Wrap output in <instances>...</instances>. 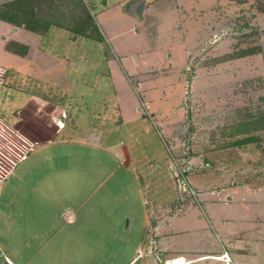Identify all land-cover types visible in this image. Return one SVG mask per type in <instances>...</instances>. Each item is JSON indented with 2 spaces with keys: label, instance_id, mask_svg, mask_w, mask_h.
<instances>
[{
  "label": "crops",
  "instance_id": "obj_1",
  "mask_svg": "<svg viewBox=\"0 0 264 264\" xmlns=\"http://www.w3.org/2000/svg\"><path fill=\"white\" fill-rule=\"evenodd\" d=\"M6 1L10 0H0V4ZM55 1L40 0V3L41 6L45 2L53 5ZM160 1L165 0H144L139 21ZM175 1L177 7H183L182 1ZM188 1L189 11H185L179 26L183 36L176 46L178 50L172 49L173 54L169 53L160 71L153 70L154 58L129 50L128 42L119 39L121 31L107 28L112 53V57L107 58L109 86L118 98L114 110L121 122L128 116H144L151 95L147 82L157 76L167 78L172 72L168 67L172 66L173 58L175 79L168 88L181 86V97L187 90L192 95L213 91L215 76L203 69L190 75L187 69L197 51L208 49L209 34L217 32L221 26L210 23V16L215 12L212 8L229 3V9L235 8L237 12L246 0ZM91 8L87 6L93 17ZM43 13L39 14L38 10L39 16L51 22L46 34L0 20V52L10 60L12 72H24L32 80H41L50 86L49 93H54L53 97L29 93L16 106L19 114L26 113V121L32 123V129L34 123L39 124L41 134L32 130L30 138L25 137L26 151L0 179V264H131L142 254L144 233L149 237L147 256L153 264L182 261L183 264H214L213 257L224 249L233 264H256V245L264 242L255 237L257 228L264 225V188H253L248 183L229 180L225 174H216L209 166V159L201 154L185 159L189 164L190 183L198 193L197 200L183 195L178 201L150 205L146 231L133 244L132 252L129 235L115 233L113 229L110 233L98 234L99 224L104 223L102 225L107 228L118 223L112 215L106 217L108 209L110 212L113 209L108 201L112 198L113 187L107 185L108 180L116 167L123 163L128 168L132 161L128 157L126 163L125 155L122 158L113 152L114 143L107 142L108 129L102 130L103 125L96 129L98 121L108 122L109 117L104 114L107 105L91 108L83 116L77 105H70L75 77L69 76L67 70L74 64V57L46 49L42 42L64 31L69 33V42L74 33L62 15L50 11ZM130 28L139 30L136 25ZM72 41L76 42V36ZM22 46L26 47L25 53L19 52ZM219 46L216 44L214 48ZM117 66L126 76V80L122 78L125 90L114 78L113 67ZM0 67L7 73L4 66ZM55 95L58 97L54 98ZM157 118L175 149L177 125L174 119H166L161 112ZM82 129L84 135L80 133ZM96 192L101 193L98 199L105 219L82 213ZM152 241L159 251L160 263L149 254Z\"/></svg>",
  "mask_w": 264,
  "mask_h": 264
},
{
  "label": "rangeland",
  "instance_id": "obj_2",
  "mask_svg": "<svg viewBox=\"0 0 264 264\" xmlns=\"http://www.w3.org/2000/svg\"><path fill=\"white\" fill-rule=\"evenodd\" d=\"M140 1L144 0H56L53 5L45 2L39 8V14L50 11L62 15L70 28L82 16V6L92 7V36L84 38L72 34L68 42L69 33H54L42 42V46L74 57V64L67 70L69 76L75 77L70 105H77L81 116L91 108L107 105L104 114L108 115V122L98 121L96 129L100 125L104 126L102 130L108 129L107 142L114 143V153L122 158L125 149L129 153L131 165L126 168L122 163L116 167L107 183L113 187L112 198L108 199L113 209L111 212L108 209L106 217L112 215L118 223L107 228L102 225L104 223L99 224L97 232L110 233L113 229L115 233L129 235L130 252L146 231L150 205L178 201L183 195L190 199L187 193L178 189L171 173L170 166L174 161L189 172L186 157L201 154L209 159V166L216 174H225L229 180L248 183L253 188H264V129L254 128L264 125V0H243V8L237 12L235 8L229 9V3L212 8L215 12L210 16V23L221 26L217 32L209 34L208 49L195 53L187 73L191 75L195 70L203 69L215 76L213 91L192 95L187 90L181 97V86L168 88L175 79L173 58L172 66L167 64L172 70L167 78L157 76L148 80L151 95L149 106L144 103L148 106L144 116H128L121 122L114 110L118 98L109 86L107 58L112 53L107 28L121 31L119 39L128 42L129 50L154 58L153 70L160 71L169 53L173 54L172 49L180 43L183 33L179 26L189 11L188 0H177L182 1L183 7H177L175 0L173 3L167 0L169 4L166 5L165 0L139 21L140 14L134 13V8ZM102 8L105 9L101 11ZM132 25L138 26L139 30L131 29ZM74 36L75 43L72 41ZM216 44L221 47L214 48ZM6 57L0 52V65L7 69L0 88V179L11 168L12 161L26 151L25 137L30 138L32 130L41 134L39 124L34 123L32 129V123L26 121V113L19 114L16 106L29 93L54 96L53 92L49 93L50 86L43 81L32 80L24 72H12ZM113 75L125 90L127 87L122 78L126 80V76L119 66L113 67ZM124 98L129 99L128 96ZM160 112L166 119H174L177 125L175 149L160 128L157 118ZM80 133L84 135V129ZM252 136L256 139L251 140ZM100 192L88 200L83 214L106 218L98 199ZM255 237L264 240V225L257 228ZM141 243L142 254L131 264H153L147 256L150 242L145 233ZM261 244L256 245V264H264V242Z\"/></svg>",
  "mask_w": 264,
  "mask_h": 264
},
{
  "label": "trees",
  "instance_id": "obj_3",
  "mask_svg": "<svg viewBox=\"0 0 264 264\" xmlns=\"http://www.w3.org/2000/svg\"><path fill=\"white\" fill-rule=\"evenodd\" d=\"M41 7L40 0H10L0 4V20L12 23L14 25H22L26 29L32 30L40 34H46L49 30L51 22L47 18L38 15ZM82 16L69 29L78 35L85 37L92 36L93 22L87 8L82 6ZM91 32V33H90ZM20 53H25L26 47L22 46ZM256 129H264L254 126ZM256 139L255 136L251 137Z\"/></svg>",
  "mask_w": 264,
  "mask_h": 264
},
{
  "label": "built area",
  "instance_id": "obj_4",
  "mask_svg": "<svg viewBox=\"0 0 264 264\" xmlns=\"http://www.w3.org/2000/svg\"><path fill=\"white\" fill-rule=\"evenodd\" d=\"M5 71H6L5 69L0 67V88L6 73ZM14 163L15 161H12V166ZM9 169L10 168H8V170L5 171L4 176L8 173ZM170 169L173 177L175 178L178 189H180L182 192L187 193L192 199L197 200L198 193L190 183L187 174V169H185L183 166H181L178 162L176 163L175 161L173 164H171ZM149 254L153 256L155 262H159V263L161 262L159 251L156 248L155 242L153 241H152V248ZM213 258L216 260L214 264H233L229 253L225 249L221 252L220 255L215 256ZM170 264H183V261L178 263H170Z\"/></svg>",
  "mask_w": 264,
  "mask_h": 264
},
{
  "label": "water",
  "instance_id": "obj_5",
  "mask_svg": "<svg viewBox=\"0 0 264 264\" xmlns=\"http://www.w3.org/2000/svg\"><path fill=\"white\" fill-rule=\"evenodd\" d=\"M142 5H143V2L142 1H140L136 6H135V8H134V13H138V14H140V12H141V8H142ZM124 155H125V158H126V163H127V159H128V152L126 151V149H125V151H124ZM6 264H10V263H6Z\"/></svg>",
  "mask_w": 264,
  "mask_h": 264
},
{
  "label": "bare ground",
  "instance_id": "obj_6",
  "mask_svg": "<svg viewBox=\"0 0 264 264\" xmlns=\"http://www.w3.org/2000/svg\"><path fill=\"white\" fill-rule=\"evenodd\" d=\"M174 263H178V262H174ZM168 264H170V263H168Z\"/></svg>",
  "mask_w": 264,
  "mask_h": 264
}]
</instances>
